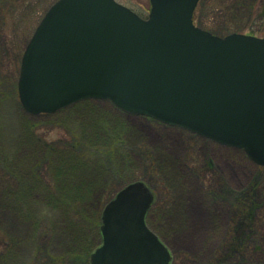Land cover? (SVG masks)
Segmentation results:
<instances>
[{"label":"rangeland","instance_id":"1","mask_svg":"<svg viewBox=\"0 0 264 264\" xmlns=\"http://www.w3.org/2000/svg\"><path fill=\"white\" fill-rule=\"evenodd\" d=\"M115 1L149 16L150 0ZM2 2L0 264H90L75 248L71 229L78 226L86 248H99L95 222L101 229L104 210L116 198L106 196L136 183L154 196L147 226L170 251L171 264H264V168L244 151L127 115L109 102H84L56 115L28 114L18 94L29 43L23 41L32 38L44 15L31 16L32 8L15 19L1 12ZM193 18L196 27L219 38L264 40V0H200ZM61 167L64 178L50 180ZM79 167L85 170L77 173ZM70 171L74 177L66 179ZM65 187L84 189L86 198L72 210L78 217L71 226L56 195ZM199 212L201 219L194 220Z\"/></svg>","mask_w":264,"mask_h":264},{"label":"water","instance_id":"2","mask_svg":"<svg viewBox=\"0 0 264 264\" xmlns=\"http://www.w3.org/2000/svg\"><path fill=\"white\" fill-rule=\"evenodd\" d=\"M147 20L115 0H59L22 59L19 97L32 116L85 101L243 150L264 167V40L196 28L199 0H150ZM154 202L142 183L105 208L91 264H171L146 225Z\"/></svg>","mask_w":264,"mask_h":264},{"label":"trees","instance_id":"3","mask_svg":"<svg viewBox=\"0 0 264 264\" xmlns=\"http://www.w3.org/2000/svg\"><path fill=\"white\" fill-rule=\"evenodd\" d=\"M55 1L56 0H3V2H2L3 8L1 9V12H3L4 9H5V11L8 12V14H11V17L15 16V19H17L18 16H21L22 12H23V14L26 12V9L34 8V14L31 15V16H35V15H36V17L43 16L46 13V11L48 10V8ZM29 40L30 39L25 41V39H24L23 42H25V45L29 42ZM63 167H64V164H63ZM84 170H85L84 167H79V170L77 171V173L78 172H83ZM59 171H60V173L55 175L56 178L54 176L53 178L49 177V179L50 180L52 179L53 182L59 181L60 177H62V179H63L64 178V174H63L64 169L61 167V169H59ZM70 172H72V173L68 174L66 179H69V178L71 179L72 177H74V172L75 171H70ZM78 177L79 176H77L76 179H78ZM37 181L41 182L42 185H44V182H45L44 179L42 180L41 178L38 177ZM48 183H49V180H48ZM35 185L41 187L40 183H36ZM35 185L33 187H35ZM52 186H53V184H52ZM33 187L31 188V190L29 188V191L33 192L34 191ZM86 188L91 190L89 186H86ZM83 190L84 189L77 190V189H72V188L65 187L63 189L64 194H62V196H59V194H56L57 198H59L61 200L60 203L64 202V207H65L66 214H67V216H69L70 226L72 224H74V220L77 219V217H78L77 215H72V210H76L77 207H80L84 202H86V198L84 197V195H81V194L84 193ZM56 195H54V196H56ZM109 197H111L112 199L115 197V190L114 191L112 190V192H110V195L106 196V200L108 199V201H109L110 200ZM78 214L83 219H86V217H87L81 211H79ZM95 223H96V228L98 230L97 231L98 232V236L100 237V240H101V233H100V229H99V227L101 225L97 226V224L99 223L98 220ZM71 231L75 233V248L78 249V250L82 249V253H85V255L88 258H90V255L92 254L93 250L96 249V248L93 247V246H91L90 249L88 247L87 248L85 247L84 240L81 239L82 238L81 237L82 234L80 232L81 230L78 228L77 225H75V229H71ZM92 248H94V249L92 250Z\"/></svg>","mask_w":264,"mask_h":264},{"label":"bare ground","instance_id":"4","mask_svg":"<svg viewBox=\"0 0 264 264\" xmlns=\"http://www.w3.org/2000/svg\"><path fill=\"white\" fill-rule=\"evenodd\" d=\"M18 94H19V82H18ZM201 214H203V213H202V212H201V213L199 212V213H198V216H199V217H195V216H194V220H197V221H198L199 218L201 219V217H202ZM101 240H102V239H101ZM190 240H191V239H190ZM182 243H183V242H182ZM92 255H93V254L90 255V264H91V261H92V260H91Z\"/></svg>","mask_w":264,"mask_h":264}]
</instances>
